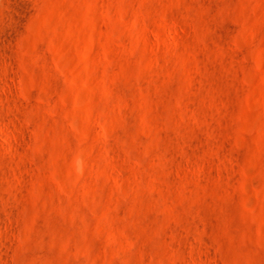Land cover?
<instances>
[{
  "label": "rangeland",
  "instance_id": "374dc122",
  "mask_svg": "<svg viewBox=\"0 0 264 264\" xmlns=\"http://www.w3.org/2000/svg\"><path fill=\"white\" fill-rule=\"evenodd\" d=\"M0 5V264H264V0Z\"/></svg>",
  "mask_w": 264,
  "mask_h": 264
},
{
  "label": "bare ground",
  "instance_id": "6f19581e",
  "mask_svg": "<svg viewBox=\"0 0 264 264\" xmlns=\"http://www.w3.org/2000/svg\"><path fill=\"white\" fill-rule=\"evenodd\" d=\"M8 3V2H7ZM1 6V5H0Z\"/></svg>",
  "mask_w": 264,
  "mask_h": 264
}]
</instances>
